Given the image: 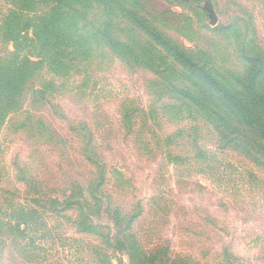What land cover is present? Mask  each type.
I'll list each match as a JSON object with an SVG mask.
<instances>
[{"label":"rangeland","instance_id":"1","mask_svg":"<svg viewBox=\"0 0 264 264\" xmlns=\"http://www.w3.org/2000/svg\"><path fill=\"white\" fill-rule=\"evenodd\" d=\"M143 5L194 60L231 81L252 73L254 59L264 65V0ZM8 9L0 0V20ZM125 35L147 55L99 47L90 60L48 70L42 84L52 88L28 92L0 124L1 217L16 223L17 209H41L39 201L50 228L31 233L33 256L0 226V264H264L258 154L220 138L219 120L204 114L206 92L166 51L158 58L143 51L145 37Z\"/></svg>","mask_w":264,"mask_h":264},{"label":"trees","instance_id":"2","mask_svg":"<svg viewBox=\"0 0 264 264\" xmlns=\"http://www.w3.org/2000/svg\"><path fill=\"white\" fill-rule=\"evenodd\" d=\"M3 1L10 9L0 20V33L6 37L0 48V124L5 117L22 108L28 92L43 96L52 88L49 85L54 81L48 82L47 86L42 84L46 82L48 70L58 74L67 64L90 60L99 47H105L123 59L133 55L146 56L147 53L136 52L135 40H127L128 30L147 39V48L143 51L149 49L160 58V51L164 50L185 70L187 78L206 92L201 101L210 109L204 114L208 122L219 120L220 138L230 140L237 149L242 144L255 150L258 154L255 162L264 168V65L257 59L251 61L258 62L252 67V73L234 77L231 81L226 74L194 60L193 51L181 48L164 34L157 26L162 21L148 15L144 0ZM12 43L14 49L10 48ZM33 80H41V84L31 91L28 84ZM50 201L54 213L60 203L58 198ZM79 202V199L67 201L66 210L75 207L74 204L80 206ZM37 203L41 209L44 207L39 201ZM41 209L32 206L26 210L17 209L19 220L16 223L3 219L0 214V226L18 233L16 237L24 243L22 249L33 256L37 255L39 246L31 233L41 228L50 230ZM92 228L90 225L87 231L92 232Z\"/></svg>","mask_w":264,"mask_h":264},{"label":"water","instance_id":"3","mask_svg":"<svg viewBox=\"0 0 264 264\" xmlns=\"http://www.w3.org/2000/svg\"><path fill=\"white\" fill-rule=\"evenodd\" d=\"M214 22H216V20Z\"/></svg>","mask_w":264,"mask_h":264}]
</instances>
